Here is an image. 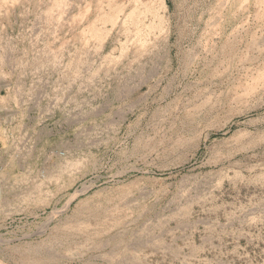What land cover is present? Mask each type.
I'll use <instances>...</instances> for the list:
<instances>
[{
    "label": "rangeland",
    "instance_id": "1",
    "mask_svg": "<svg viewBox=\"0 0 264 264\" xmlns=\"http://www.w3.org/2000/svg\"><path fill=\"white\" fill-rule=\"evenodd\" d=\"M0 264H264V0H0Z\"/></svg>",
    "mask_w": 264,
    "mask_h": 264
}]
</instances>
